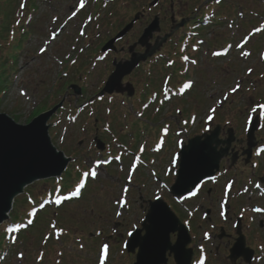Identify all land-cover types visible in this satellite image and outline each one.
Returning <instances> with one entry per match:
<instances>
[{"label":"rangeland","instance_id":"rangeland-1","mask_svg":"<svg viewBox=\"0 0 264 264\" xmlns=\"http://www.w3.org/2000/svg\"><path fill=\"white\" fill-rule=\"evenodd\" d=\"M13 1L0 0L1 62L3 59L7 60V57L14 58L15 54H19L21 50L18 43L28 41L27 36L19 39L17 37V34L21 35L22 31L19 22H14L11 19ZM31 1H34L36 11L33 15L34 22L30 27L33 34L31 41L26 45L22 58L20 55L17 60L19 65L30 64V67L17 75H12L11 81L9 80L10 87L7 88L6 94L0 101V112L18 117L20 124H27L31 115L36 113L39 108L42 106L49 108L54 104L53 102L57 101V98L49 102L45 99L53 90L59 76L56 73L49 74V56L52 61H55L54 55L51 56L48 49L45 55L40 56L38 49L45 40H48L51 18L57 17L61 22L65 14H69L68 6L77 2V0ZM129 1L133 2V0ZM227 1L225 7L229 3L231 12L229 17L234 19L235 24L232 26L228 23L219 30L215 27L209 38L225 35L230 37L226 39H230L236 46L237 42L243 44L244 39L250 36L254 27L256 29L260 27L261 31L255 34L254 38L253 36L250 38L248 44L244 45V47L246 46L244 50L237 51L234 48L228 58L219 60L210 58L212 59L210 62H204L198 68L192 69L190 77H193L197 87L193 93L179 102H186L190 107L198 106L190 111L204 117L212 106L211 104L206 105L205 102H212L213 106H216L223 101L225 105L221 109L222 112L218 111L219 117L224 116L232 124L240 126L244 123L249 110L255 104L264 101V0ZM189 3V1L184 2L182 5H192ZM239 16L241 17L240 22L236 20ZM84 18L83 13L82 19ZM120 18L121 14H117L115 20L119 22ZM170 25L169 17L164 25L167 28L166 31ZM56 48L53 49L52 46L50 51L55 54ZM243 53H248V55H243ZM205 58L204 55H201L200 59ZM3 68L6 67L3 66ZM249 69H252L251 73H249ZM100 72L101 68L99 67L91 75L94 81L89 83L90 87L93 86L92 83H97ZM69 73L73 75L72 70ZM200 83H204V88L198 87ZM238 84L240 87L237 88ZM90 87L88 90L94 91ZM234 88H237L235 92L232 91ZM24 91L27 93L26 96L22 94ZM90 95L92 96L93 93ZM98 108L97 115L100 117L98 125L101 129L103 126L107 127L106 141L110 143L114 154L109 157L104 168L103 160L107 156H101L100 152L96 150L94 142L96 117L90 111L84 119L78 118L75 122L68 114L59 117L55 123L51 121L49 123L50 134L54 145L59 150H64L73 161L74 159L80 160L78 165L81 166V169L85 167L91 168V170L96 169L97 176L92 178L89 174L82 180L86 185V190L88 189L84 196L82 195L83 197L73 196L71 193L64 196L68 199L62 200L61 205L55 203L57 196L42 202L36 211L49 205L51 208L46 211L47 214L45 216L41 214L43 217L40 218L38 224L24 232L23 236L20 235L16 247L10 246L11 242L5 244L6 262H0V264H101L102 250L105 244L108 245V254L104 259V264H133L135 261L125 252L124 244L128 239L129 232L141 227L150 208L148 201L154 200L161 194H164L167 201L171 197L168 189L158 184V178L162 175L157 167L163 166L162 163L160 164V156L167 152V146H170L169 140L174 142L181 131L185 130V127L179 122L166 119L156 121L136 118L125 121L122 116L127 113L129 116L134 114L131 111V106L124 108L122 102H103L102 105H98ZM216 112L217 110L214 111L215 114ZM165 113L167 114V112ZM196 129L192 128L191 130L195 131ZM135 130L139 133H134ZM262 136L264 137V133ZM96 160L99 162L95 166ZM166 165L167 163H165V168ZM261 165L264 168V161ZM71 168L74 172L78 171L76 167ZM67 177L65 175L63 180L67 181ZM73 177L72 180H78L76 174ZM76 182L78 183V181ZM161 183L166 182L162 181ZM128 186H131L130 191H128ZM125 188H127L126 193L124 192ZM52 189V183H36L32 185V193L27 197L31 199L32 195L36 201H39ZM24 196L19 197V199L22 198L18 204L21 212L30 207L28 203H24ZM70 197L77 200L67 203ZM203 205L205 208L213 207L211 202ZM55 214L57 219H53ZM53 220H57L62 226V233L58 234V237L51 228L52 226L50 227ZM10 221L8 220L7 223ZM11 229L14 232L17 231L15 226H12ZM99 232H102L101 237H97ZM49 233L50 241L44 243ZM93 237L95 239H90ZM81 244L83 248H81ZM21 254L23 255L21 256ZM223 254L226 252L223 251ZM40 258L41 260H39ZM211 258L207 264H229L223 257L217 258L215 254ZM169 264H174V262L170 261Z\"/></svg>","mask_w":264,"mask_h":264},{"label":"flooded vegetation","instance_id":"flooded-vegetation-1","mask_svg":"<svg viewBox=\"0 0 264 264\" xmlns=\"http://www.w3.org/2000/svg\"><path fill=\"white\" fill-rule=\"evenodd\" d=\"M102 1L103 0H97V3L93 2L91 4L92 13H89L88 19L75 20V26L71 27L73 34L75 35L71 34V37H68L62 33L63 30L68 29L65 27L66 25L62 26V29H58V36H56V40L64 41L61 43V49L55 56L56 60L52 61L49 56V74H57L63 68L67 67L68 70L74 71L78 69L87 75L85 80H83V77L79 78V80L83 81V84L79 81L69 84L80 85L83 91V96L85 95L84 91H87L90 87L89 83L94 81V78H92L91 75L94 73L96 68L99 69L100 67L101 72L98 75L99 78L97 79V83H92L93 86L90 88H93L96 91H101L109 75L115 70L116 65H124L125 63L131 61L133 54H144L146 48L135 44L150 24L151 17L153 15L162 17L160 9H151L149 7L148 0H140L138 3V9L136 11L125 10L121 23L117 24L115 23V18L112 17L115 15V12L111 8L108 9ZM93 5H95L94 8ZM137 14H139V17L133 30L124 38L117 41L116 48L114 49L115 51L111 50L103 52L102 49L105 44L111 38L115 37L126 25H128ZM194 23L196 24L198 21L195 20ZM54 25L56 24L51 19L49 21V35H53L57 31V29H54ZM70 25L71 22H69V27ZM171 27L172 26L170 25L169 30ZM161 28L163 31L167 30V28L162 25ZM180 31L181 30H179V32ZM81 33H83V35ZM165 34L166 32L163 35ZM157 36H155L152 42L156 41ZM170 41L171 40H169L163 48H161L156 56L149 59L147 62L141 63L130 76L123 80V84L125 85H134L135 83L133 80L140 83L139 87L136 89L138 92H136L135 97L128 98L127 95H114L112 97H114L115 100L121 99L123 102H150V99L144 98L145 93L150 90V87L157 89L159 87L166 86L163 82L164 78L159 79L158 77H153V75H150L149 69L150 67L152 69L157 68L158 65L163 64L164 47L169 44ZM152 61L155 62V66L151 65ZM62 73H68V71L64 70ZM170 81V86L175 85L174 77L170 79ZM174 87L175 86H172L170 88ZM157 101L161 102L162 98L157 99ZM206 118H208V115H206ZM195 133L197 132H194L193 134ZM226 137L227 131L226 128H223L220 139L224 140ZM261 143H264V141ZM244 145L245 142L243 137L237 136V142L232 148V155L234 156L235 153L238 154V162L235 167L230 168L231 162L229 158L223 160L220 172L211 181L200 185L199 188H201V191H199L195 198L198 202L206 200L211 202L214 206V208L210 210L211 217L209 216V219L205 221L206 229L208 230L209 238L211 240L210 244H214L212 245L211 251L214 250L216 252H220L222 250L227 252L232 247V238H235V236L230 235V233H227L226 231L225 235L227 237L225 238L221 237L219 233L216 232V229L219 226L222 203L226 202L227 205H229L230 200L233 202L234 210L231 212L228 208L227 212L224 214L226 227L233 230L237 219L245 210H247L246 214L250 216L249 212L252 213L254 209L259 208L258 212L260 216H262L259 225L262 224L263 227L261 230H256L254 217L250 216L251 224L248 225L249 227L247 228V232L249 234L248 244L251 246L262 245L264 247V236H262L264 233V179L262 178L264 173L259 175L260 177L249 184L246 192H244L243 183L246 180L245 170H247L246 167L249 168V166H246L245 157L242 156V151L245 148ZM259 146L262 145L259 144ZM255 159L256 156L253 155L251 169L254 176H256L254 173L256 168L254 164ZM231 180L233 182L232 191L228 188V184ZM232 234H234V230ZM228 236H231L232 238H229ZM238 264L243 263L239 261Z\"/></svg>","mask_w":264,"mask_h":264},{"label":"water","instance_id":"water-1","mask_svg":"<svg viewBox=\"0 0 264 264\" xmlns=\"http://www.w3.org/2000/svg\"><path fill=\"white\" fill-rule=\"evenodd\" d=\"M124 74L120 70L117 82ZM116 80L110 82L112 86L117 85ZM112 86L109 92L114 90ZM56 109L27 126L15 123L5 114L0 115V224L7 219L14 198L26 185L38 179L59 176L66 169L68 161L51 145L46 125ZM98 145L103 148L101 143ZM194 146L195 142L189 148ZM190 153L191 150L184 153V161ZM190 163H184V166ZM178 224L179 220L165 203L151 204L143 229L136 231L127 245L130 252L139 248L135 264H166L168 250L175 253L177 264H190L191 256L186 251L188 241L184 236L175 246L170 242V234L178 230ZM143 230L145 236L141 235Z\"/></svg>","mask_w":264,"mask_h":264},{"label":"snow or ice","instance_id":"snow-or-ice-1","mask_svg":"<svg viewBox=\"0 0 264 264\" xmlns=\"http://www.w3.org/2000/svg\"><path fill=\"white\" fill-rule=\"evenodd\" d=\"M216 2L219 3L220 0H216ZM83 7H84V0H80V8H83ZM73 15H75V13H73ZM69 19H71V17H69ZM255 31L259 32V31H261V29L257 28V29H255ZM81 34L83 35V33H81ZM238 47H239V45H238ZM44 51H45V49L42 48L41 52H44ZM214 55H220V53H214ZM243 55H248V53H243ZM185 59H187V58H185ZM192 63H196V61H192ZM248 71H249V73H251L252 69H249ZM190 87H191V84H185L184 85V88H190ZM238 87H239V84L237 85V88ZM237 88L232 89V91L235 92L237 90ZM22 94H24V93H22ZM212 111L214 112L215 109H212ZM211 118L212 117L209 116V119H211ZM165 131H167V129H165ZM141 150H143V149H141ZM117 159H119V157H117ZM83 175L85 177H87V176H89V172H85V173H83ZM90 175H91L92 178H96V176H97L96 169H92L91 172H90ZM83 186H84L83 181H81L80 185L77 187L76 191L72 193V195L73 196H78L80 194V188L83 187ZM124 192L125 193L127 192V188L124 189ZM195 194H196L195 192L192 193V195H195ZM64 199H68V197L57 196V198L55 199V203L56 204H60L62 202V200H64ZM157 199H159V196L157 197ZM121 206H123V205H121ZM32 223H33V221L31 219H29L28 220V224L30 225ZM22 226L23 225H21L20 227H22ZM53 227H55V225H53ZM10 230H13V229H10ZM129 235H132V233H129ZM81 248H83L82 244H81ZM102 251H103V256L101 258V264H104V259L107 258V254H108V245L107 244H105L103 246V250ZM22 255L23 254H21V256ZM200 264H204L203 260L200 261Z\"/></svg>","mask_w":264,"mask_h":264},{"label":"trees","instance_id":"trees-1","mask_svg":"<svg viewBox=\"0 0 264 264\" xmlns=\"http://www.w3.org/2000/svg\"><path fill=\"white\" fill-rule=\"evenodd\" d=\"M65 186L68 187V184H66ZM16 218H18V217H16ZM2 244H3V241L1 240V241H0V246H2ZM0 248H1V247H0Z\"/></svg>","mask_w":264,"mask_h":264}]
</instances>
